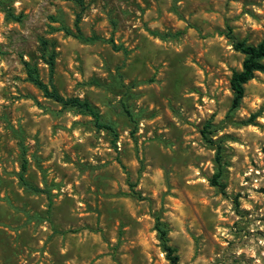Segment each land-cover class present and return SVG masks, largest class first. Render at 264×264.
Returning a JSON list of instances; mask_svg holds the SVG:
<instances>
[{
  "label": "rangeland",
  "instance_id": "rangeland-1",
  "mask_svg": "<svg viewBox=\"0 0 264 264\" xmlns=\"http://www.w3.org/2000/svg\"><path fill=\"white\" fill-rule=\"evenodd\" d=\"M11 1L22 19L0 12V264H169L156 217L179 264H264V73L230 112L234 44L264 41V0ZM24 61L115 132L45 97Z\"/></svg>",
  "mask_w": 264,
  "mask_h": 264
},
{
  "label": "trees",
  "instance_id": "trees-1",
  "mask_svg": "<svg viewBox=\"0 0 264 264\" xmlns=\"http://www.w3.org/2000/svg\"><path fill=\"white\" fill-rule=\"evenodd\" d=\"M82 4L83 0H75ZM11 0H0V12H3L8 20L12 21H20L22 19L21 14H16L11 5ZM78 31L80 32L79 27ZM66 31H69L68 28L64 26ZM79 36L82 37L81 32ZM43 46V58L50 65L51 74L54 71V56L53 53H47L48 50V41L42 39L41 40ZM234 48L241 52L244 55L242 61V67L240 70H234L231 78H230V88L232 90V100L230 112L238 109L242 103V100L245 96V85L255 78L257 73H264V41L253 45L248 44L245 40L237 41L234 44ZM24 66L26 69L27 79L40 91H42L43 95L47 98H50L56 102L61 103L64 106H70L75 108L79 113L88 114L93 117V122L96 127L99 129H106L114 131V127L110 123H106L102 120L101 113L87 100L82 99L81 97H67L62 95L58 89L50 82H45L39 73L38 66L31 63L30 61H24ZM257 114L254 113L250 116V118L246 121V123H253ZM210 124L206 125L202 131L203 138L210 144H214V140L208 135L213 132L210 129ZM117 137V134L115 133ZM217 155L216 160L219 163L218 171L213 175L211 182L213 185H220V178L222 176L221 169V155H220V147L217 146ZM27 167V159H24L22 164V173L20 174V179L23 183H27L24 172ZM155 230L157 231V238L159 240V245L162 251L165 254V257L169 264H179V254L177 253V248L173 246L170 242V227L169 224L162 220L160 217H156Z\"/></svg>",
  "mask_w": 264,
  "mask_h": 264
}]
</instances>
